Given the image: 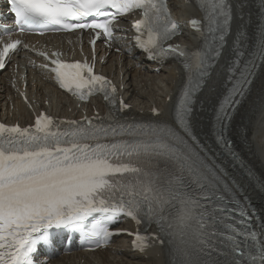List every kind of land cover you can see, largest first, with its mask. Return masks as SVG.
Segmentation results:
<instances>
[{
	"label": "snow or ice",
	"instance_id": "1",
	"mask_svg": "<svg viewBox=\"0 0 264 264\" xmlns=\"http://www.w3.org/2000/svg\"><path fill=\"white\" fill-rule=\"evenodd\" d=\"M195 2L202 16L190 24L202 43L189 51L165 47L180 31L167 0H4L20 34L90 30L93 46L101 37L111 40L118 17L139 12L136 46L149 60L178 58L185 82L169 118L153 108L148 122L122 119L130 105L94 63L39 52L49 61L40 67L61 88L82 101L103 93L110 111L80 121L41 113L27 127L0 123V264H38L40 246L61 229L93 248L120 234L132 236L139 252L150 240L167 243L176 264H264V221L235 195L238 185L194 130L199 94L223 60L226 87L214 109V139L220 156L241 160L227 133L264 68V0L258 8L256 0ZM11 31L5 27L8 39L0 38V70L21 45L28 49ZM120 217L134 221L136 231L112 230ZM153 224L154 233L142 228Z\"/></svg>",
	"mask_w": 264,
	"mask_h": 264
},
{
	"label": "bare ground",
	"instance_id": "2",
	"mask_svg": "<svg viewBox=\"0 0 264 264\" xmlns=\"http://www.w3.org/2000/svg\"><path fill=\"white\" fill-rule=\"evenodd\" d=\"M258 1L260 0H256L257 8L260 6ZM171 2L176 16L182 20L195 12L190 7H184L182 0H171ZM65 38L64 34L30 37L32 42H40L35 48L48 45L55 48L65 47ZM180 40L189 44L196 43L188 30L180 37ZM116 46L120 47L119 53H111L108 57L109 63L102 64L101 67L102 71L115 78L119 85L124 83L122 92L127 102L131 104V114L136 117L150 118L152 106L155 105L162 110L160 118H169L172 111L170 106L185 81L183 70L174 63H166L160 65V72L157 73V70L154 71L157 64L149 63L144 55L137 51L131 38L118 40ZM31 56H33L32 52L25 49L19 50L15 56L25 64L30 97L37 98L38 102L40 101L42 104L47 100L55 103L56 110L60 113L71 114L79 111L78 104L57 90L50 77L42 69L31 67L27 63ZM8 72L7 69L3 75H0V105L4 107L6 95H11L16 109L10 111L15 118L24 122L32 121L30 110L16 97L8 79H6ZM19 72L24 73V69H20ZM122 72L126 77H129V82L124 81L125 76L121 78ZM9 76L10 78L17 77V80H20V75L14 70H10ZM225 86L224 61L221 60L215 67L207 85L199 94L197 101L195 129L205 141L210 140L214 109L224 93ZM168 96L171 97V102H166ZM97 103L101 105L100 98ZM34 107L38 109L37 105ZM70 108L71 110H69ZM5 113L8 115L10 112L6 110ZM231 124L232 132L240 134L245 141V145L242 146H244V154H246L250 168L238 171L228 163H225L224 167L231 180H234L236 185L252 200H261V197L256 195L259 184H262L260 181L264 179V68L258 70L251 91L238 107ZM241 128L244 129L242 133L238 131ZM260 207L264 208L263 204ZM166 254L167 252L163 248L157 247L146 253L133 251L128 241L118 238L105 251L84 254L85 261L82 264H170V254ZM62 258L63 260H61ZM82 258L83 256L74 254L67 260L65 257H61L51 264H81Z\"/></svg>",
	"mask_w": 264,
	"mask_h": 264
}]
</instances>
